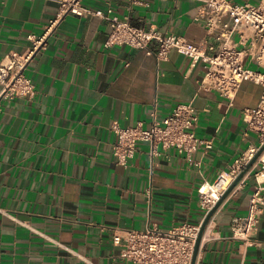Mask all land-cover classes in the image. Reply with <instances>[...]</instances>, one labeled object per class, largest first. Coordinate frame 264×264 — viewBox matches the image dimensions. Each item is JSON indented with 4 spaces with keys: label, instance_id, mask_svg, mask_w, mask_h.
Returning a JSON list of instances; mask_svg holds the SVG:
<instances>
[{
    "label": "crops",
    "instance_id": "obj_1",
    "mask_svg": "<svg viewBox=\"0 0 264 264\" xmlns=\"http://www.w3.org/2000/svg\"><path fill=\"white\" fill-rule=\"evenodd\" d=\"M58 1L0 0V62L9 52L27 50L28 36L42 34L58 15ZM143 1L131 12L128 0L84 5L94 12L110 6L119 18L129 15L136 27L217 50L216 33L195 20L200 3ZM222 20L231 23L228 16ZM110 33V24L99 17L67 16L25 71L35 85L34 99L0 104V264H127L113 244L116 231L202 223V187L220 197L234 181L236 161L260 144L243 111L258 107L261 85L243 82L230 106L218 94L199 90L206 64H193L175 50L158 62L144 50L105 48ZM245 66L263 71L249 58ZM189 102L199 116L195 135L212 142L211 149L200 144L188 159L175 148L159 147L151 157L150 145L139 143L127 167L117 163L114 123L149 129L151 110L156 108L160 121ZM255 171L214 213L196 264H264V209L250 241L234 240L230 227L248 213Z\"/></svg>",
    "mask_w": 264,
    "mask_h": 264
},
{
    "label": "built area",
    "instance_id": "obj_2",
    "mask_svg": "<svg viewBox=\"0 0 264 264\" xmlns=\"http://www.w3.org/2000/svg\"><path fill=\"white\" fill-rule=\"evenodd\" d=\"M85 1L59 0L58 15L49 22L42 34L28 36L30 46L27 50L23 54L9 52L3 58L0 62V104L18 98L34 99L35 85L25 71L35 56L45 50L49 38L67 16H96L111 26L105 48L127 46L144 50L146 54L154 55L158 62L166 61L169 53L175 50L193 64L202 62L208 69L199 82V90L218 94L230 106H233L243 82L251 81L263 87L258 107L243 111L247 129L258 134L260 144L250 147L236 161L231 170L235 180L264 146V0H260L257 5L237 4L232 0H192L201 5L195 20H203L208 32L216 33L219 46L215 51L213 46L205 42L193 45L174 34L164 35L154 28L136 27L131 24L129 15L119 18L110 6L105 11L94 12L84 5ZM128 1V12H131L134 4H146L143 0ZM225 16L230 18L231 23L222 20ZM236 35L238 38L234 39ZM154 43L157 44L155 51L151 48ZM206 50L214 53L207 54ZM247 58L263 71L247 68ZM150 119L149 129L142 128L141 124L128 128H122L117 123L112 125L111 129L117 136L112 153L119 165L127 167L139 143L150 145L151 157L159 154V147L164 150L175 148L188 159L200 144H205L207 149L212 148V142L201 141L195 135L199 116L193 102L178 104L160 121L154 108L150 112ZM254 170L257 186L250 197L248 213L244 217H235L231 222L234 240L250 241L258 231L259 216L264 209V151L245 176ZM220 197L211 195L207 188L202 187L200 200L206 215ZM201 224L184 223L170 230L152 228L145 231H116L113 244L121 249L120 258L127 264H192Z\"/></svg>",
    "mask_w": 264,
    "mask_h": 264
},
{
    "label": "water",
    "instance_id": "obj_3",
    "mask_svg": "<svg viewBox=\"0 0 264 264\" xmlns=\"http://www.w3.org/2000/svg\"><path fill=\"white\" fill-rule=\"evenodd\" d=\"M263 151H264V146H262L260 148V150L257 153V155L251 160V162L246 166V168L235 178V180L230 185V187L222 194V196L217 201L215 206L206 215L204 221L201 224L200 232H199L198 238L196 240V244H195L194 252H193V257H192V264H196V262H197L198 251H199V247H200V244H201V240H202L203 234H204V232H205V230H206L211 218L213 217L214 213L221 206V204L224 202V200L229 196V194L237 187V185L243 179L245 174L251 169L253 164L256 162L258 157L263 153Z\"/></svg>",
    "mask_w": 264,
    "mask_h": 264
}]
</instances>
